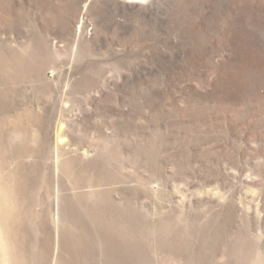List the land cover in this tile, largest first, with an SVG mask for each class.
Instances as JSON below:
<instances>
[{"label":"rangeland","instance_id":"1","mask_svg":"<svg viewBox=\"0 0 264 264\" xmlns=\"http://www.w3.org/2000/svg\"><path fill=\"white\" fill-rule=\"evenodd\" d=\"M0 264H264V0H0Z\"/></svg>","mask_w":264,"mask_h":264},{"label":"bare ground","instance_id":"2","mask_svg":"<svg viewBox=\"0 0 264 264\" xmlns=\"http://www.w3.org/2000/svg\"><path fill=\"white\" fill-rule=\"evenodd\" d=\"M122 1V0H121ZM125 1H136V0H125Z\"/></svg>","mask_w":264,"mask_h":264}]
</instances>
